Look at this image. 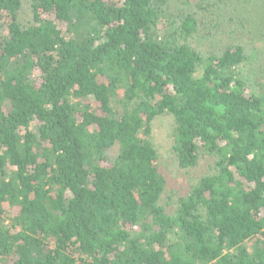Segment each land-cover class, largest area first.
Returning a JSON list of instances; mask_svg holds the SVG:
<instances>
[{"label":"trees","instance_id":"1","mask_svg":"<svg viewBox=\"0 0 264 264\" xmlns=\"http://www.w3.org/2000/svg\"><path fill=\"white\" fill-rule=\"evenodd\" d=\"M0 264H264V0H0Z\"/></svg>","mask_w":264,"mask_h":264},{"label":"rangeland","instance_id":"2","mask_svg":"<svg viewBox=\"0 0 264 264\" xmlns=\"http://www.w3.org/2000/svg\"><path fill=\"white\" fill-rule=\"evenodd\" d=\"M152 127L153 141L160 152V167L162 171L169 177L172 186L179 189L186 187L192 178L191 175L194 177V173H189L179 168L173 151L174 141L171 136V118L164 116L156 120ZM117 150L118 148L114 149L113 154L117 152Z\"/></svg>","mask_w":264,"mask_h":264}]
</instances>
